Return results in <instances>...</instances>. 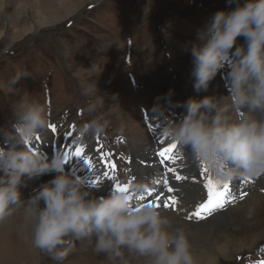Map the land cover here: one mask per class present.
Segmentation results:
<instances>
[{"label":"rangeland","instance_id":"374dc122","mask_svg":"<svg viewBox=\"0 0 264 264\" xmlns=\"http://www.w3.org/2000/svg\"><path fill=\"white\" fill-rule=\"evenodd\" d=\"M233 7L235 5L229 6L227 0H0V132L11 129L14 113L25 94L31 101L47 104L50 125L56 126L58 138L68 135L70 141L77 140V130L85 122L99 117L108 121L104 134L83 138L88 139L87 145L90 140L99 142L103 157L113 169L118 168L120 180L126 181L139 160L129 159L128 150L137 156L151 153L159 136L167 144L162 148L174 142L164 135L163 127L170 122L165 118H174V113L180 119L183 109L176 106L177 102L202 99L206 95H227V80L219 73L207 92L194 90V61L185 48L190 43H200L197 30L214 13ZM238 43H244L242 37L238 38ZM230 63V60L226 62L223 74L227 73ZM21 71H27L30 76L15 89L10 87L11 78ZM91 81L96 82L97 95L85 97L81 88ZM170 90H173L171 104L167 96ZM90 102L97 105L95 113L85 110ZM157 105L161 108L154 109ZM141 110L148 113V122L142 119ZM155 117L163 123L156 121L161 129L152 133L149 121ZM51 131L48 127L42 134L50 135ZM92 137L95 138L92 140ZM179 148L180 145L175 150L176 158L180 155ZM186 161L195 166L194 157ZM173 167L183 175L180 165ZM186 175L189 180H183L182 185L192 182L190 173ZM204 175L206 180L211 173L208 170ZM160 179L163 177L158 174L152 176L153 182L146 184L147 190L142 192L144 197L139 205L145 198L156 199L158 191L151 188H159ZM156 181L160 182L155 184ZM242 181H246V185L242 186ZM44 182L43 179L30 181L27 188L21 189L23 198L27 199L32 189ZM253 182L246 176L238 177L232 190L230 188L229 198L232 195L237 198L227 204L229 207L234 203L227 208L232 214L231 226L217 225L212 216L207 221L189 223L199 224V228H187V232L196 234V237L190 236L191 240L195 238L201 243L203 239L199 235L205 234L204 242L211 236L209 241L213 245L231 243L230 252L233 245L235 248L239 242L245 244L240 252L232 251L235 257L221 264H251L264 254V243L257 241L264 238H256L264 232V196L259 195L249 201L248 206L239 207L248 196L240 198L247 192L238 190V185L246 189ZM148 191L153 195L149 196ZM95 194L102 195L97 191ZM17 210L12 217L0 222V264H58L33 248L30 241H24V228L19 226L24 222L23 210ZM183 229L186 233V227ZM199 247L200 250L192 249L194 255L208 249L206 246L201 249V244ZM92 249L87 241L76 242L75 249L62 264H118ZM125 258L128 264H145L142 258L127 253Z\"/></svg>","mask_w":264,"mask_h":264},{"label":"clouds","instance_id":"9594fccd","mask_svg":"<svg viewBox=\"0 0 264 264\" xmlns=\"http://www.w3.org/2000/svg\"><path fill=\"white\" fill-rule=\"evenodd\" d=\"M229 11H217L197 30L200 43L185 50L194 61V90L207 92L227 61V95H206L177 102L183 109L178 121L163 132L189 149L206 165L213 180L225 184L238 176L264 175V0H227ZM244 43H238V38ZM17 72L9 81L16 86L29 77ZM95 81L81 88L85 97L97 95ZM173 90L167 96L171 104ZM161 108L157 105L154 109ZM95 113L97 105L86 109ZM11 129L0 132V222L23 209L32 224L31 245L62 264L76 242L87 241L107 259L128 264L125 253L145 264H197L183 229L171 230V221L159 209L134 203V195L146 191L133 184L128 191L95 194L85 179L66 171L63 152L47 153L31 147L50 125L47 104L25 94L14 113ZM108 121L93 118L77 130V139L103 135ZM53 178L23 198L21 189L43 176ZM43 205V206H42Z\"/></svg>","mask_w":264,"mask_h":264},{"label":"bare ground","instance_id":"6f19581e","mask_svg":"<svg viewBox=\"0 0 264 264\" xmlns=\"http://www.w3.org/2000/svg\"><path fill=\"white\" fill-rule=\"evenodd\" d=\"M205 95V94H204ZM155 113V112H154ZM174 113V112H173ZM153 115V114H151ZM160 116V115H159ZM177 117V116H176ZM175 115H174V118L172 117H169V119L165 118L166 121H170V122H173V119L174 122L177 121ZM163 118V117H162ZM163 123L162 120L160 118H157L155 117V120H151L149 121L151 123V125L159 130L161 129L160 125L157 123ZM169 122V123H170ZM164 128V127H163ZM162 135V133H161ZM153 136V135H152ZM156 138V137H154ZM164 139V138H163ZM170 139V138H169ZM158 140V139H157ZM162 141V140H161ZM167 141V140H166ZM143 144V143H142ZM147 145V144H146ZM154 145V144H153ZM70 146H73L74 150L77 148V147H83L84 149V152H83V156L85 158H88L92 161V164H93V167L92 168H89L88 165H86V170H91V174H95L96 178L99 177V183L96 185V189H98V186H99V189L98 190H101L102 194L104 195H107L109 193V184L104 180V179H101L102 178V172H103V169L102 167L98 164L97 165V157L95 156V152L93 151V149L91 147L87 148L86 146H84V138H80V139H77V143L74 144L72 142H70L68 144V147L70 148ZM149 145H147L148 147ZM146 147V149H147ZM149 148V147H148ZM151 148V147H150ZM149 148V149H150ZM181 148H183L181 145H180V148L178 149L179 150V154L178 155V158L177 159V165L181 168V172L183 173L184 176H186V173H190V176L192 177L193 182H190L189 181V185L188 184H184L182 185V183L180 184H172V186L175 188V192H176V198H177V201H178V209L176 211V213H169V214H164L165 216H167L169 218V220L171 221V230H175L177 228L179 229H183L186 227V236L188 238V240L190 241L191 243V247L192 249H195L197 248L198 250H200V247L198 248V246L201 244V249L202 247H208V249L205 251V252H201V254L198 253V255H194L196 257V260H197V264H221V262L225 261V260H230L232 257H235V256H232L233 252H235L236 250H239L238 252L241 251V248L243 247V245L245 244H241L239 242L238 245H236L235 248L234 245L232 246V251L230 252V248L229 246H231V243H223V244H220V245H217L216 243L213 245L212 242H210L209 240H211V236L210 237H205L206 238V241L209 242H204V235H199L201 236L200 238L203 239L201 241V243H199L198 240H194V239H190V236H194L196 237V234L195 233H192L190 234L189 232H187V228L188 227H194L196 226V228H199V224L197 225H192V224H189L188 222H186L185 220L182 219V217L180 215H184V217H186V215H188V212H190L192 210V208L194 206L197 205V203L199 202V199H198V194H199V188H202L203 187V184L199 181V174H200V169H199V165H197V161L195 160V166L192 164H188V162L186 161V159H191L194 157L191 153V151L186 148H183V150H181ZM153 146H152V152L149 153V152H145V153H140L138 156L135 155L136 153L132 152L131 150H128L131 154V159H134V158H137L139 159L138 160V164H134L133 166V173L135 175H138V176H143L144 174H158L160 177H163V179L166 177L169 182H170V175L168 173H166L164 171V168H162L161 166H153L152 168L148 169L146 167H143L142 166V162H150L152 161L153 159L151 158V155L153 154ZM86 150V151H85ZM140 152V151H139ZM142 152V151H141ZM182 155V156H181ZM140 163V164H139ZM175 164V166H176ZM167 166H173V165H167ZM183 167H184V171H183ZM179 170V169H177ZM180 171V170H179ZM240 177V176H238ZM238 177L234 180H232L230 183L235 184L238 180ZM198 179V181H197ZM189 180V179H188ZM187 180V181H188ZM37 181V180H36ZM175 181V179H174ZM33 182V181H32ZM199 182V184H198ZM158 184V183H157ZM163 186V183L162 185ZM239 188L243 189L245 192H250L248 197H246V199H244L245 201L242 203V205H240L239 207H242V206H248L247 204H249L248 202L249 201H254L255 200V197H259L260 193H259V190L261 189H264V175L260 178V180L257 182V185L255 184V182H253V184L249 187V188H244L240 185H238ZM232 189V188H231ZM26 199V198H25ZM258 199V198H256ZM152 200V199H151ZM256 203V201H255ZM261 207V206H260ZM254 208V207H253ZM240 209V208H238ZM260 209V208H259ZM23 210V209H22ZM19 211V209L17 210V212ZM20 213V212H19ZM214 216V220H216L217 222V225L219 224H229L228 226H231V223L233 222V219H232V214H231V211L226 209L225 211H221ZM262 216V215H261ZM16 218V217H15ZM20 218V217H19ZM18 218V219H19ZM17 219V220H18ZM23 219H24V222L23 224L19 225L20 227L24 228V233L22 235V237L24 238V241H30L31 242V235H32V224L26 219L25 217V214L23 212ZM260 219V218H259ZM252 220V219H251ZM15 221V220H14ZM13 221V223H14ZM261 221V220H260ZM15 225V224H14ZM248 226V225H247ZM252 226V225H251ZM11 227V226H10ZM253 227V226H252ZM262 227V226H261ZM12 228V227H11ZM14 229H16L15 227H13ZM29 228V229H28ZM254 228V227H253ZM19 229V228H17ZM12 230V229H11ZM10 230V231H11ZM184 230V229H183ZM263 230V229H262ZM15 231V230H14ZM17 231V230H16ZM20 231V230H19ZM235 231V230H234ZM257 231V230H256ZM8 233V232H7ZM12 233V231H11ZM18 233V232H17ZM258 233V232H257ZM9 234V233H8ZM14 234V232H13ZM4 235V234H3ZM16 235V234H14ZM197 236V237H199ZM13 237V236H12ZM257 237H263L264 238V232L263 233H259L258 236L256 235V238ZM16 238V237H14ZM224 240V239H223ZM253 240V239H252ZM261 240L262 242L259 243V244H262L264 243V239H258L257 241ZM204 242V243H203ZM81 243V242H80ZM84 243V242H82ZM10 248V247H9ZM13 248V246H12ZM82 248V247H81ZM246 248V247H244ZM260 248V247H259ZM14 249V248H13ZM89 249V248H88ZM91 249V248H90ZM93 250V249H92ZM248 250V249H247ZM263 250V249H262ZM18 251V250H17ZM16 251V252H17ZM23 251V250H22ZM81 251V250H80ZM85 251V250H84ZM8 252V251H6ZM13 252V251H12ZM26 252V251H25ZM193 252V250H192ZM237 252V253H238ZM15 253V251L13 252ZM18 253H21L18 251ZM28 253V252H27ZM76 253V252H75ZM9 254V253H7ZM83 254V253H81ZM79 254V255H81ZM5 255V254H4ZM18 255V254H17ZM22 255V254H20ZM94 255V254H93ZM237 255V254H236ZM11 256V255H10ZM78 256V255H77ZM82 256V255H81ZM130 256V255H129ZM4 257V256H3ZM134 257V256H133ZM30 258V257H29ZM83 258V257H81ZM85 258V257H84ZM96 258V257H95ZM99 258V257H98ZM106 258V257H105ZM220 258H222L220 260ZM19 259V258H18ZM22 259V258H21ZM31 259V258H30ZM129 259V258H128ZM12 260V259H11ZM32 260V259H31ZM89 260V259H88ZM87 260V261H88ZM17 261V260H16ZM82 261V260H81ZM80 262V261H79ZM91 262V259L90 261ZM85 263V262H84ZM83 263V264H84ZM100 263V262H99ZM101 264V263H100Z\"/></svg>","mask_w":264,"mask_h":264},{"label":"snow or ice","instance_id":"6c2138e0","mask_svg":"<svg viewBox=\"0 0 264 264\" xmlns=\"http://www.w3.org/2000/svg\"><path fill=\"white\" fill-rule=\"evenodd\" d=\"M49 128L53 132L56 131V126L54 125H49ZM177 148H178V144L173 142L169 146L164 147L162 150L157 152L156 155L160 157L159 164L175 165L177 163V159L175 156V150ZM83 152H84L83 147H77L74 150V155L78 158L84 159L85 163L89 166V168H92L93 167L92 161L88 158H85L82 155ZM203 172L204 174L208 173L207 166L204 167ZM166 173H171L172 178H174L176 181H183V180L188 179L187 176L181 175L179 171L173 166H167ZM103 175L105 177H108L107 172H104ZM159 182L160 181H156L154 183H159ZM98 183H99V177L90 181V184L93 187H95ZM162 183H163V187L167 189L168 193H172L175 191V188L169 185V180L166 177L163 179ZM202 183L204 184V190L206 191L205 202L195 207L194 211L189 216V219H192V218H195L198 220L205 219L207 218L208 215H212L214 212L224 209L227 206V204L231 202L229 199V197L231 196V191H230V185L228 183H225L223 185L218 184L214 182L210 176H207L206 182L202 181ZM115 190L116 191H128L129 186L128 185L121 186L119 183H115ZM147 194L150 196L151 192L149 191ZM246 194L247 193H243L242 195H246ZM143 197H144V194L141 193L138 197H134V198L142 200ZM240 198H242V196ZM146 204L148 206H154L157 208L162 207V208L168 209L172 206H176L178 204V201L176 197L172 196L169 198L167 202H164V203L155 202V203H146ZM261 264H264V261H261Z\"/></svg>","mask_w":264,"mask_h":264}]
</instances>
